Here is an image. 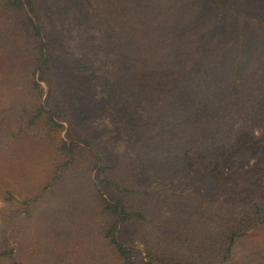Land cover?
<instances>
[{
    "label": "trees",
    "instance_id": "obj_1",
    "mask_svg": "<svg viewBox=\"0 0 264 264\" xmlns=\"http://www.w3.org/2000/svg\"><path fill=\"white\" fill-rule=\"evenodd\" d=\"M66 1L58 9L62 17L70 10L78 23L99 32L92 51L108 68L101 72L84 51L90 64L73 70L87 94L99 86L109 93L112 125L102 126L100 136L74 130L78 100L66 97L68 75L58 72V60L71 57L77 66L76 52L63 43L64 33L58 47L49 36L41 0H0V131L11 134L12 145L25 136L35 139L28 130L41 122L56 131L68 124V138L50 144L58 174L45 188L72 171L96 170V215L106 220L104 241L115 254H44L38 241L14 244L13 233L0 230V264L227 262L264 227V141L254 132L264 136V0ZM112 127L130 138L127 148L135 156L111 153L101 136ZM153 178L171 189L203 183L181 204L179 196L155 197ZM231 179L244 184L221 199ZM0 192L5 226L18 217L14 205L37 200H20L9 185ZM174 204V215L166 213ZM187 210L183 226L172 224V216ZM156 213L169 223L154 228ZM126 236L145 243L150 258L134 255Z\"/></svg>",
    "mask_w": 264,
    "mask_h": 264
},
{
    "label": "rangeland",
    "instance_id": "obj_2",
    "mask_svg": "<svg viewBox=\"0 0 264 264\" xmlns=\"http://www.w3.org/2000/svg\"><path fill=\"white\" fill-rule=\"evenodd\" d=\"M41 3L43 6L42 16L49 36L58 42V47L63 41L62 34L64 33L63 43L66 44L67 49L75 51L80 59L74 60L77 66L72 65L74 62L71 57L64 61L61 58L58 60V72L68 75L66 85L68 91L66 90L65 95L68 97L70 93L72 98L78 100L76 102L79 106L80 120L79 126L74 130L77 133L80 130H85L86 133L97 131L94 136H100L102 126L110 127L112 125V112L106 109V106L112 105L108 99L109 93L99 86L97 92L93 91L91 94H87V86L83 87L80 80L81 73L73 70L76 67L82 70L84 66L90 64L82 59L84 51L87 52V55H91L92 59H95L93 65L100 66L101 72L108 68L106 60H97L100 59L98 58L100 53L97 55L92 51V44L99 41V32L90 29L85 24L78 23L69 12L70 10L66 12V16L62 17L63 15L58 9L60 6H65L66 0H41ZM57 56L68 57L60 51L57 52ZM67 127L66 123L64 130L56 131L52 123L41 122L32 131L30 128L28 130L32 134L37 133L35 139L25 136L12 145H10L13 140L11 134L0 131V191L9 185L20 200L37 197V200L32 201L29 206L22 203L14 205L13 209L17 211L18 217L7 220V226L4 225L0 214V230L13 233L11 243L17 241L24 243L25 240L38 241L42 245L41 251L44 254L86 255L87 258L90 257L89 255H114L115 251L104 241L103 237L106 220L100 214L96 215V211H99L98 195L94 191L96 170L87 171L86 174L72 171L63 177V182L45 188L55 174H58L54 169L55 159L52 153L54 146L50 144L53 141L68 138ZM254 132L255 137H260L264 141V136L259 133V130ZM101 140L107 141V147L113 151L111 153L116 152L122 155L126 152L129 156H135L132 149L127 148L131 145L130 138L126 134L122 136L117 134L114 127L109 134H103ZM30 141H33L31 147H29ZM255 160L256 158L252 157L250 163ZM235 168L236 166L233 169ZM259 175V181L264 182V169L259 171ZM254 177L257 178L256 175ZM153 179L149 183L155 197L160 195L161 198L172 200L179 196L178 202L181 204L195 192L196 186L200 187L203 183L201 179H198L194 185L189 184L185 189L182 188L185 185L171 189L170 185ZM232 180L220 190L219 197L221 199L233 195L234 189L241 188L244 184L241 179ZM1 195L0 192V206L4 204ZM154 202L157 212L159 204L156 199ZM176 207L177 204H174L172 209L165 212L174 215L176 211L173 209ZM7 208L10 209L12 206L8 205ZM187 212L189 211H185L184 214L182 211L178 218L172 216L170 221L172 224L177 222L175 225L183 226V218H186ZM9 214L16 213L13 211ZM156 216L152 224L154 228L161 227L162 223H169L167 217H160L159 213H156ZM188 228L191 226L188 225ZM196 230L199 232L198 229ZM258 234L254 241L251 240V236L246 237L239 244L237 253L232 255L227 262L220 264H264V227ZM15 236L16 238H14ZM124 242L132 247L134 255H138L140 259L150 258L148 248L146 249L145 243L140 239L133 242L130 241L129 236H126ZM256 245H260V248L252 249ZM243 246L246 247L245 251ZM47 248L52 250L49 251ZM59 248L62 251H59ZM249 255L251 256L249 257Z\"/></svg>",
    "mask_w": 264,
    "mask_h": 264
}]
</instances>
